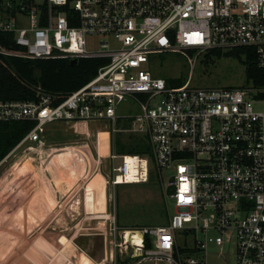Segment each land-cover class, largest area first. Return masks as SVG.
<instances>
[{
    "label": "built area",
    "instance_id": "obj_1",
    "mask_svg": "<svg viewBox=\"0 0 264 264\" xmlns=\"http://www.w3.org/2000/svg\"><path fill=\"white\" fill-rule=\"evenodd\" d=\"M0 32L21 48L0 45L1 54L107 59L59 101L39 87L36 100H0V123H34L9 154L45 145L51 123L106 120L113 132L117 100L137 101L132 124L148 138L152 165L120 155L106 183L143 182L150 167L172 169L174 210L163 225L129 229L141 233L135 245L123 231L125 264H206L209 244L229 263L223 245L233 238L236 264H264V108L256 107L264 105V88H198L190 80L172 87L147 68L168 53L194 63L206 51L237 47L252 48L264 68V0H0Z\"/></svg>",
    "mask_w": 264,
    "mask_h": 264
},
{
    "label": "rangeland",
    "instance_id": "obj_2",
    "mask_svg": "<svg viewBox=\"0 0 264 264\" xmlns=\"http://www.w3.org/2000/svg\"><path fill=\"white\" fill-rule=\"evenodd\" d=\"M88 46L97 43L91 40ZM204 53L194 63L168 53L147 68L167 84L182 77L198 88L249 86L236 56L205 62ZM115 113L113 132L106 120L81 122L69 130L51 123L45 127V145L8 153L0 165V264H125L123 231L167 222L163 210H174L166 192L172 169L157 172L150 167L143 182L106 183L120 163L117 152L150 147L147 136L132 124V116L140 113L134 98L118 99ZM113 154L117 158L109 156ZM144 156L152 165V158ZM227 249L229 263L215 244L208 245L202 259L206 264H236L234 238L225 240L223 251Z\"/></svg>",
    "mask_w": 264,
    "mask_h": 264
},
{
    "label": "trees",
    "instance_id": "obj_3",
    "mask_svg": "<svg viewBox=\"0 0 264 264\" xmlns=\"http://www.w3.org/2000/svg\"><path fill=\"white\" fill-rule=\"evenodd\" d=\"M11 38L12 34L0 32V45L7 50H20L21 48L16 46ZM221 55L236 56L244 66L248 85L264 88V68L259 67L252 48L237 47L226 52L209 50L204 53V61H213L212 57ZM106 62L107 59L102 57H79L71 63L67 57L31 59L0 53V100L33 101L37 99L41 90L57 95L56 101H59L93 78L97 69ZM183 83L184 78L179 77L169 80L167 85L178 87ZM260 96H264V93ZM33 124L28 120L0 123V160L21 140ZM117 154L152 156L150 147L145 151L132 148L119 151ZM163 211L166 214L167 210ZM143 240L144 248H150L151 235L144 234Z\"/></svg>",
    "mask_w": 264,
    "mask_h": 264
},
{
    "label": "bare ground",
    "instance_id": "obj_4",
    "mask_svg": "<svg viewBox=\"0 0 264 264\" xmlns=\"http://www.w3.org/2000/svg\"><path fill=\"white\" fill-rule=\"evenodd\" d=\"M130 156H133V155H130ZM125 231H126L125 232V237H126V239L128 241H130L131 238L133 237V236H131V234H134V239H133V242H131V244L135 245V242H138L139 239H140V233L139 232H135V231L130 232V230H125Z\"/></svg>",
    "mask_w": 264,
    "mask_h": 264
},
{
    "label": "water",
    "instance_id": "obj_5",
    "mask_svg": "<svg viewBox=\"0 0 264 264\" xmlns=\"http://www.w3.org/2000/svg\"><path fill=\"white\" fill-rule=\"evenodd\" d=\"M76 60H77V58H75V57L70 58V62H71V63L75 62ZM166 192L169 193V192H170V188H167ZM139 233H140V232H139ZM140 236H141V233H140Z\"/></svg>",
    "mask_w": 264,
    "mask_h": 264
},
{
    "label": "crops",
    "instance_id": "obj_6",
    "mask_svg": "<svg viewBox=\"0 0 264 264\" xmlns=\"http://www.w3.org/2000/svg\"><path fill=\"white\" fill-rule=\"evenodd\" d=\"M58 123H60V122H58ZM62 124H64V125H67V124H65V123H62ZM54 125V124H53ZM67 127V129L69 130L71 127L70 126H66ZM90 187V186H89ZM89 187H87V189L89 188Z\"/></svg>",
    "mask_w": 264,
    "mask_h": 264
}]
</instances>
